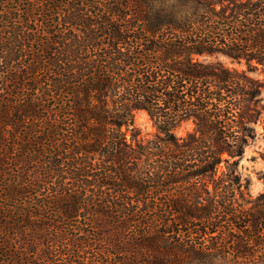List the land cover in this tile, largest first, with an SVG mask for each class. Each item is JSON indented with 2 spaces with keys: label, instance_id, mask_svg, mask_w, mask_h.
I'll use <instances>...</instances> for the list:
<instances>
[{
  "label": "trees",
  "instance_id": "obj_1",
  "mask_svg": "<svg viewBox=\"0 0 264 264\" xmlns=\"http://www.w3.org/2000/svg\"><path fill=\"white\" fill-rule=\"evenodd\" d=\"M256 70L264 0H0V264L264 259Z\"/></svg>",
  "mask_w": 264,
  "mask_h": 264
},
{
  "label": "rangeland",
  "instance_id": "obj_2",
  "mask_svg": "<svg viewBox=\"0 0 264 264\" xmlns=\"http://www.w3.org/2000/svg\"><path fill=\"white\" fill-rule=\"evenodd\" d=\"M199 59L210 63L221 62L227 66L236 67L239 69L246 68L243 62H238L222 52L201 55L199 56ZM251 74L260 78H264V74L261 73L260 70L253 71ZM135 124L140 129V135L142 138L153 137L158 132L155 120L145 110H139L136 112ZM194 126V122L192 120H188L178 125L175 129V132L178 136H185L189 131L193 130ZM255 127L257 130V137L247 145L244 156L242 157L239 164V169L243 173L244 177H248L251 181L250 191L253 195L258 194L264 188L263 180L260 178L262 172L264 171V113L261 119L255 124ZM206 264L239 263L216 257L210 263ZM251 264H264V259Z\"/></svg>",
  "mask_w": 264,
  "mask_h": 264
}]
</instances>
